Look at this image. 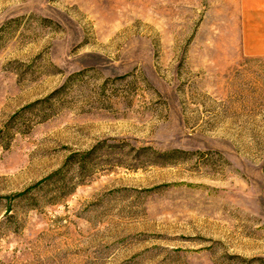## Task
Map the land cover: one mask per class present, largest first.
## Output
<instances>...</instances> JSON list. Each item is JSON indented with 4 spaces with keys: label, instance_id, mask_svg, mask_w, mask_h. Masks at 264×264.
<instances>
[{
    "label": "rangeland",
    "instance_id": "374dc122",
    "mask_svg": "<svg viewBox=\"0 0 264 264\" xmlns=\"http://www.w3.org/2000/svg\"><path fill=\"white\" fill-rule=\"evenodd\" d=\"M0 264H264L233 0H0Z\"/></svg>",
    "mask_w": 264,
    "mask_h": 264
},
{
    "label": "crops",
    "instance_id": "0c3cea01",
    "mask_svg": "<svg viewBox=\"0 0 264 264\" xmlns=\"http://www.w3.org/2000/svg\"><path fill=\"white\" fill-rule=\"evenodd\" d=\"M236 26H243L245 53L264 54V0H233Z\"/></svg>",
    "mask_w": 264,
    "mask_h": 264
},
{
    "label": "trees",
    "instance_id": "16d2710c",
    "mask_svg": "<svg viewBox=\"0 0 264 264\" xmlns=\"http://www.w3.org/2000/svg\"><path fill=\"white\" fill-rule=\"evenodd\" d=\"M92 152V151H91ZM93 153V152H92ZM92 153H90V156H91V154ZM87 160H84V161H81V164H82V166H81V168H86V164H87V162H86ZM81 170V169H80Z\"/></svg>",
    "mask_w": 264,
    "mask_h": 264
}]
</instances>
